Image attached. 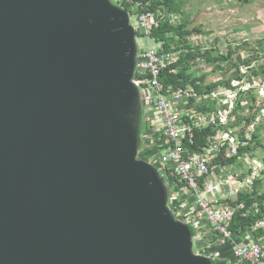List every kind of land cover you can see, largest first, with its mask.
Here are the masks:
<instances>
[{
  "label": "water",
  "instance_id": "95a60500",
  "mask_svg": "<svg viewBox=\"0 0 264 264\" xmlns=\"http://www.w3.org/2000/svg\"><path fill=\"white\" fill-rule=\"evenodd\" d=\"M136 37L111 0H0V264H215L138 156Z\"/></svg>",
  "mask_w": 264,
  "mask_h": 264
},
{
  "label": "built area",
  "instance_id": "2783aa9c",
  "mask_svg": "<svg viewBox=\"0 0 264 264\" xmlns=\"http://www.w3.org/2000/svg\"><path fill=\"white\" fill-rule=\"evenodd\" d=\"M111 1L128 10L137 32L139 158L165 180L168 204L190 226L196 254L215 264H264L259 48H252L258 58L248 56L226 36L202 31H167L163 38L157 30L165 22L184 23L183 11L151 9L145 0Z\"/></svg>",
  "mask_w": 264,
  "mask_h": 264
},
{
  "label": "rangeland",
  "instance_id": "374dc122",
  "mask_svg": "<svg viewBox=\"0 0 264 264\" xmlns=\"http://www.w3.org/2000/svg\"><path fill=\"white\" fill-rule=\"evenodd\" d=\"M181 4L189 28L200 27L223 40L226 36L233 47L241 46L245 54L258 58L256 50L252 51L257 46L264 58V0H182ZM142 42L148 44L146 39ZM260 103L264 106V98Z\"/></svg>",
  "mask_w": 264,
  "mask_h": 264
},
{
  "label": "trees",
  "instance_id": "16d2710c",
  "mask_svg": "<svg viewBox=\"0 0 264 264\" xmlns=\"http://www.w3.org/2000/svg\"><path fill=\"white\" fill-rule=\"evenodd\" d=\"M145 1L151 2V5L149 6L151 9H163L164 11H183V7L181 4L182 0H145ZM244 1L248 2L249 0H244ZM189 25H190L189 21H184V23H182L179 26H174L169 24L168 22H165L163 23L162 27L159 30H157V35L160 34L161 37H163L165 32L167 31H179L181 33L201 31L200 27L189 28ZM227 58H228L227 56H223L224 60ZM260 73H263V71H260ZM141 156L144 157L143 153H141Z\"/></svg>",
  "mask_w": 264,
  "mask_h": 264
}]
</instances>
